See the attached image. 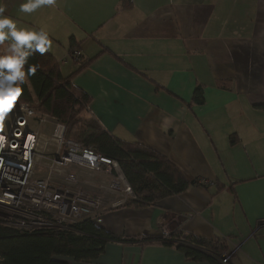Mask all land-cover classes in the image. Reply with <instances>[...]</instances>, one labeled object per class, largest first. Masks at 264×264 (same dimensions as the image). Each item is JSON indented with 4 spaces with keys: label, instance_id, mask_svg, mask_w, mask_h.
I'll list each match as a JSON object with an SVG mask.
<instances>
[{
    "label": "crops",
    "instance_id": "crops-1",
    "mask_svg": "<svg viewBox=\"0 0 264 264\" xmlns=\"http://www.w3.org/2000/svg\"><path fill=\"white\" fill-rule=\"evenodd\" d=\"M23 2L0 6L18 29L48 32V52L66 60L63 76L86 63L73 83L90 98L88 115L114 137L157 151L192 183L158 205L107 209L95 223L136 241H109L90 262L59 259L208 264L177 245L209 250L166 233L181 230L228 241L238 250L230 264H264V0H56L31 14L19 11ZM75 49L80 63L69 56ZM54 119L31 125L53 128ZM144 236L159 240L144 245Z\"/></svg>",
    "mask_w": 264,
    "mask_h": 264
},
{
    "label": "trees",
    "instance_id": "trees-1",
    "mask_svg": "<svg viewBox=\"0 0 264 264\" xmlns=\"http://www.w3.org/2000/svg\"><path fill=\"white\" fill-rule=\"evenodd\" d=\"M6 54L0 46V55ZM36 65L35 75L27 77L22 85L18 103H28L36 110L67 124L65 138L81 143L96 153L117 160L131 185L137 200L129 207L143 209L158 205L167 197L179 196L192 185L180 170L157 151L136 142H128L114 137L103 129L93 118H86L90 98L73 83L74 76L86 67L82 63L78 71L68 77L63 76L56 57L49 52L35 53L24 66ZM222 87L229 88L230 81H220ZM234 139L231 144H234ZM195 185L208 186L204 182ZM220 188V187H219ZM74 232L23 233L0 225L1 264H67L59 257H72L77 261L90 262L99 258L109 241L132 242L108 232L90 220L75 226ZM171 240L185 239L190 244L203 247L211 253L177 245V249L196 262L222 264L219 256L230 250L226 240L211 241L194 234H184L177 230L168 236ZM159 238L144 236L139 239L144 245L155 243Z\"/></svg>",
    "mask_w": 264,
    "mask_h": 264
},
{
    "label": "built area",
    "instance_id": "built-area-1",
    "mask_svg": "<svg viewBox=\"0 0 264 264\" xmlns=\"http://www.w3.org/2000/svg\"><path fill=\"white\" fill-rule=\"evenodd\" d=\"M69 56L80 63L79 50ZM17 100L8 102L13 118L9 129L0 127V225L23 233L77 232V224L98 223L107 209L137 200L117 160L66 139L67 124L58 119L52 122V137L43 142L30 126L47 123L50 115ZM49 145L54 151L45 155ZM40 160L46 161L43 176L36 173ZM86 171L91 178L82 177ZM237 251L223 252L220 262L230 264Z\"/></svg>",
    "mask_w": 264,
    "mask_h": 264
},
{
    "label": "clouds",
    "instance_id": "clouds-1",
    "mask_svg": "<svg viewBox=\"0 0 264 264\" xmlns=\"http://www.w3.org/2000/svg\"><path fill=\"white\" fill-rule=\"evenodd\" d=\"M56 0H25L19 5V11L31 14L44 5L54 6ZM5 8L0 6V46L8 42L6 54L0 55V118L11 105L9 101L18 99L22 94V85L27 77L35 75L36 65H29L27 73L24 66L35 53L44 54L52 47V40L43 28L28 30L17 27L16 21L5 15ZM7 105V107H6ZM9 179H12L9 177Z\"/></svg>",
    "mask_w": 264,
    "mask_h": 264
},
{
    "label": "rangeland",
    "instance_id": "rangeland-1",
    "mask_svg": "<svg viewBox=\"0 0 264 264\" xmlns=\"http://www.w3.org/2000/svg\"><path fill=\"white\" fill-rule=\"evenodd\" d=\"M2 47L3 48H6L4 45H2ZM83 115L86 118L90 117L88 115V112H86V111L83 113ZM12 121H13L12 115L10 114L9 111H7L6 114L3 117V120L0 121V127H1V129L3 131L8 130ZM30 128L39 131V133L42 134V135H44V136L46 135V137L42 139L43 142L44 141L47 142L50 139V137H52V131H53V128L52 127L51 128H47V127L41 128L39 126L36 127V126L33 125V126H30ZM3 133H5V132H3ZM47 138H49V139H47ZM43 150H41V152H43ZM53 151H54V147L52 145H49V146H47V150L44 151V154L45 155H50V154H52ZM45 162H46L45 160H40L39 161V163L37 165V170H36L37 176H43V174H44L43 165H44ZM74 228H75V226H74ZM70 231H72V230H69V232Z\"/></svg>",
    "mask_w": 264,
    "mask_h": 264
},
{
    "label": "snow or ice",
    "instance_id": "snow-or-ice-1",
    "mask_svg": "<svg viewBox=\"0 0 264 264\" xmlns=\"http://www.w3.org/2000/svg\"><path fill=\"white\" fill-rule=\"evenodd\" d=\"M9 110H10V107H9V109L7 111H9ZM0 121H2V118H0ZM0 139H2V138H0Z\"/></svg>",
    "mask_w": 264,
    "mask_h": 264
},
{
    "label": "bare ground",
    "instance_id": "bare-ground-1",
    "mask_svg": "<svg viewBox=\"0 0 264 264\" xmlns=\"http://www.w3.org/2000/svg\"><path fill=\"white\" fill-rule=\"evenodd\" d=\"M29 139H31V138H29Z\"/></svg>",
    "mask_w": 264,
    "mask_h": 264
}]
</instances>
